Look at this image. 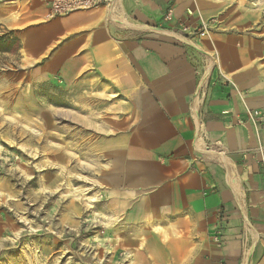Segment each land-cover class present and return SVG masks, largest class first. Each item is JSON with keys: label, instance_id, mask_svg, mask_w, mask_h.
I'll list each match as a JSON object with an SVG mask.
<instances>
[{"label": "crops", "instance_id": "crops-1", "mask_svg": "<svg viewBox=\"0 0 264 264\" xmlns=\"http://www.w3.org/2000/svg\"><path fill=\"white\" fill-rule=\"evenodd\" d=\"M119 2L120 11L106 3L55 16H47L43 0L7 2L0 5V33L11 30L19 39L20 67L31 81L84 77L127 100L132 125L114 151L110 178L119 176L117 185L108 181L119 196L124 185L134 192L143 223L164 228L151 232L145 246L151 264H264L257 158L264 146V49L252 46V36L218 31L212 38L217 60L207 72L204 50L175 39L178 21H198L186 12H194L192 3L113 4ZM168 2L172 12L164 20ZM197 8L203 17L216 10L203 1ZM132 22L164 29L123 31L139 27ZM200 78L207 86L197 105ZM218 227L220 244L213 239Z\"/></svg>", "mask_w": 264, "mask_h": 264}, {"label": "rangeland", "instance_id": "rangeland-1", "mask_svg": "<svg viewBox=\"0 0 264 264\" xmlns=\"http://www.w3.org/2000/svg\"><path fill=\"white\" fill-rule=\"evenodd\" d=\"M113 1L109 8L120 11V2ZM199 1L216 10L201 16ZM185 3L187 8L192 3L194 12H186L198 21H178L175 39L204 50L214 64L218 53L212 38L218 31L252 36V46L264 49V0ZM202 22L208 23L204 36L193 42L183 38L180 24L193 28ZM137 25L123 31L150 32L157 26ZM204 42L210 45L206 50ZM20 63L19 51L0 54V264H151L145 246L161 226L158 231L143 223L135 214L140 204L134 192L124 185L119 196L120 188L109 182L117 185L119 176L116 182L110 178L118 158L114 151L132 125L127 100L84 77L71 83L31 81ZM212 64L203 62L208 71ZM258 151L264 180V146ZM94 193L89 205L86 197Z\"/></svg>", "mask_w": 264, "mask_h": 264}, {"label": "built area", "instance_id": "built-area-1", "mask_svg": "<svg viewBox=\"0 0 264 264\" xmlns=\"http://www.w3.org/2000/svg\"><path fill=\"white\" fill-rule=\"evenodd\" d=\"M23 0H0V5L7 2H19ZM48 8L47 16H55V15H63L68 12L78 10V9H90L96 8L100 4H105L111 2L112 0H43ZM172 9H168L166 12L164 19H170ZM208 23L202 22L199 26L191 28L188 25L180 24V31L183 33V38L193 42L194 40H199L202 36H204ZM202 60L204 65L208 60L214 63V57L207 55L205 52L202 53ZM214 66V64H212ZM211 66V68H212ZM207 83L203 84L201 78L198 81V88L195 94V101L198 105L205 96V89ZM255 113V112H254ZM224 210L219 208L217 210V215L221 218L224 216ZM213 239L217 243H221V227L216 228V231L213 235Z\"/></svg>", "mask_w": 264, "mask_h": 264}, {"label": "trees", "instance_id": "trees-1", "mask_svg": "<svg viewBox=\"0 0 264 264\" xmlns=\"http://www.w3.org/2000/svg\"><path fill=\"white\" fill-rule=\"evenodd\" d=\"M20 49V41L11 30H5L0 33V54H17Z\"/></svg>", "mask_w": 264, "mask_h": 264}, {"label": "bare ground", "instance_id": "bare-ground-1", "mask_svg": "<svg viewBox=\"0 0 264 264\" xmlns=\"http://www.w3.org/2000/svg\"><path fill=\"white\" fill-rule=\"evenodd\" d=\"M144 27V26H143ZM147 27V26H146ZM142 28V27H141ZM149 28V27H147ZM163 31V30H162ZM173 32V31H172ZM165 34V33H164ZM176 36V35H175ZM179 37V36H178ZM210 69V68H209ZM208 72V70H207ZM87 198L88 204L91 205L92 204V200L95 198V193L94 194H90Z\"/></svg>", "mask_w": 264, "mask_h": 264}]
</instances>
